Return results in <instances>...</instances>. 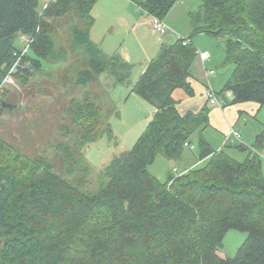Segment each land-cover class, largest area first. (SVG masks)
Here are the masks:
<instances>
[{
  "label": "trees",
  "instance_id": "obj_1",
  "mask_svg": "<svg viewBox=\"0 0 264 264\" xmlns=\"http://www.w3.org/2000/svg\"><path fill=\"white\" fill-rule=\"evenodd\" d=\"M130 1L163 22L179 0ZM198 1L199 10L189 13L192 34L161 46L133 83L132 65L120 55L106 57L90 40L89 11L97 0H49L40 11L39 0H0V85L19 61L26 77L43 67L53 49L48 22L75 8L86 31L75 29L74 44L90 64L75 84L85 87L107 74L112 88L126 87L154 110L134 147L105 167L108 183L94 196L59 178L42 158L24 157L0 139V264H264V161L256 155L264 153V130L238 162L201 136L207 107L181 114L172 97L177 89L193 96L188 78L198 52L191 40L206 35L223 41L224 62L233 65L220 93L231 92L233 104L264 107V0ZM21 37L28 39L25 55L15 45ZM68 114L83 143L112 136L101 108L88 99L72 103ZM195 134L197 160L207 159L203 167L178 177L169 173L163 183L149 173L158 156L178 160ZM54 148L72 174L71 147ZM89 222L92 234L85 237ZM231 230L246 238L234 257H222Z\"/></svg>",
  "mask_w": 264,
  "mask_h": 264
},
{
  "label": "rangeland",
  "instance_id": "obj_2",
  "mask_svg": "<svg viewBox=\"0 0 264 264\" xmlns=\"http://www.w3.org/2000/svg\"><path fill=\"white\" fill-rule=\"evenodd\" d=\"M48 1L39 0L38 10L40 11L44 3ZM134 1L140 2L141 0ZM130 2H126L131 10L128 13L135 14V4ZM123 6L125 5L122 2L119 3L118 0H97L90 8L89 15L93 23L90 27L93 39L90 40L99 49L104 47L102 53L106 57L114 55L115 48L109 43V35L117 16L123 11L127 12ZM199 8L198 0H179L163 21L169 27L166 35L173 36L171 32L173 31L174 34L182 38L189 37L192 34L189 13H195ZM138 16L140 15L138 14ZM48 23L53 27L51 37L53 49L43 67L35 71L31 70V77H26V74L23 73V66L19 68V65H22L19 61L0 85V105L3 102L16 106L11 113L0 109V139L24 157L42 158L43 163L49 165L52 172L59 178L75 186L81 193L94 196L108 183V179L104 176L105 167L123 152L130 151L144 132L151 118L150 105L138 97L128 99L126 87L112 88L111 79L107 74L100 75L95 82L85 87L77 86L75 82L78 73L90 70L88 56L84 54L83 49L74 44L77 41L74 31L75 29L86 31L85 22L77 18L74 8L64 18L51 20ZM151 31L154 32L153 36L154 34L160 36L154 30ZM124 34L125 32H120L119 36L122 37ZM138 35L139 40L143 42L144 38L140 34ZM119 36L115 38L118 39L117 41L121 39ZM199 36L192 37V44L200 51L209 53L210 58L205 60L203 57L202 59L197 57L193 64V76L195 74L196 79L200 80L201 76L197 71L199 66L203 70L205 68L208 71L213 70L209 77L211 90L217 95L221 94L218 89H220L219 91L223 90L229 81L233 65L224 62L225 55L221 39L206 35H201L199 38ZM173 40L175 42L177 39ZM20 41L16 40L15 45L25 55L27 51L22 50L25 48L26 42ZM130 47L132 50L136 48L134 45H130ZM216 57H221V59ZM144 58L143 56L137 60V64L133 66V72L137 73L141 68ZM24 66V68L27 67L26 64ZM204 72L202 73L204 74ZM134 76L135 74L132 79ZM202 78L204 79V75ZM180 94L176 91L173 97L178 98ZM86 99L101 108L102 124L103 126L107 123L110 125L111 137L103 134L95 137L90 143L81 141L82 132L78 130L72 115L68 114V110L72 108V103L83 102ZM255 122L264 127V107H261L255 116ZM64 126L68 131L67 138L63 136L62 127ZM196 135L190 140L192 149H183L181 162L158 156L155 163L149 167V173L163 183L167 180L169 173L178 177L186 172H182L184 169L203 167L206 162L197 160L198 137ZM241 135L243 143L247 145L251 141H255L249 133ZM63 142L71 147L76 160L74 172L70 175L66 173L61 153L54 148ZM217 145H220L230 158L238 162L243 161L247 156L244 151L246 147L238 144L231 137L226 139L220 137ZM172 169L175 171L173 172ZM262 170L264 174V163ZM90 226H94L93 222L84 224L83 236H91L92 233L88 235L86 232V228L90 229ZM245 238V233L228 231L219 250L220 256L234 257ZM83 246L85 248L88 244ZM78 257L83 258L84 254L74 256L76 260Z\"/></svg>",
  "mask_w": 264,
  "mask_h": 264
},
{
  "label": "crops",
  "instance_id": "obj_3",
  "mask_svg": "<svg viewBox=\"0 0 264 264\" xmlns=\"http://www.w3.org/2000/svg\"><path fill=\"white\" fill-rule=\"evenodd\" d=\"M118 1L119 3L122 2L125 5L123 7H125L127 12L123 11L114 20L115 22L111 26V33L109 35L110 37L109 43L114 45L115 50L113 51L114 52L113 54L120 55L122 59H124L126 62L131 64L132 70H133V66L137 64L136 63L137 60L141 59L143 56L145 57L144 63L143 65H141V68L137 71V73L132 71V76L135 74L134 78L132 79V82L134 83L139 78V76L144 72L149 61L156 56L160 47L164 45L168 46L173 44L174 43L173 39H177L178 35L174 34L173 31H171L173 36H167L168 34L167 35L164 34L162 36L154 34L153 36L152 33L154 32L151 31L152 28L150 26L151 18L148 17L139 9H137L136 7H135L136 9L134 10L135 14H132V12L128 13L131 11L128 6V3L131 2L129 0H118ZM47 3H44L43 8ZM138 14L140 16H138ZM167 28L169 29L168 26ZM120 32H125V34L121 37L119 36ZM138 34H140V36L144 38L143 42L139 40L140 37ZM90 35H91L90 39L92 40L93 39L92 30L90 31ZM118 36L121 38L120 41H117L118 39H115L118 38ZM200 37L201 35L199 36V38ZM191 42L193 41L191 40ZM130 45H134L136 48L132 50ZM101 46L102 45L100 43V47ZM100 50L103 52L104 47H102V49ZM197 52H198V59L199 58L202 59L203 57L205 60H208V58H210L209 53H206L203 50L200 51L199 48L197 49ZM216 58H218L219 60L221 59V57H216ZM214 60L217 61L216 59ZM192 70H191V75L188 78V82L193 90V96H187L182 90L179 89L175 90L172 93V97L176 91L178 93L179 92L181 93L180 96H178V98L173 97V99L177 102L178 111L181 114H183L188 111L197 113L204 106L209 109L208 125L202 131L201 136L205 139V141L214 151H223V148L220 145H217L219 143L220 137H224V139L231 137L234 139V137L231 135V130H234L235 132L239 133L241 136L240 141L238 142L237 140L234 139L235 142L244 145L246 148L252 147L253 145L252 142L254 141H251L249 145L243 143L241 134L249 133L252 135V138H254L255 140V138L264 130L263 126H260L258 123L255 122V116L257 115L261 107L258 104L252 102L233 104L232 103L233 95L231 92L228 91L222 92L221 94L218 95L216 94L217 103L215 105L208 104L205 99V91L208 87L211 89V81L209 77L213 73V70H210L212 73L206 77L205 72L204 74L202 72L207 69L205 68L203 70L199 66L197 70L199 71L198 73L201 76L199 81L196 79L195 74L193 76ZM202 75H204V79L202 78ZM219 90L220 89H218V92H220ZM126 91L128 94L127 97L128 99L130 97L132 98L136 97L135 95L130 94L129 89H127ZM149 111H150V116H152L154 110L151 106H149ZM197 137H199V135ZM213 144H215L216 146ZM179 160L181 162V157L177 161ZM206 161L207 159L203 160L202 162H206ZM190 169L192 168L190 167L184 169L182 170V172L188 171Z\"/></svg>",
  "mask_w": 264,
  "mask_h": 264
},
{
  "label": "built area",
  "instance_id": "obj_4",
  "mask_svg": "<svg viewBox=\"0 0 264 264\" xmlns=\"http://www.w3.org/2000/svg\"><path fill=\"white\" fill-rule=\"evenodd\" d=\"M152 30H154L155 32L159 33L160 35H164L166 34L167 31H169V29L167 28V26L160 20L156 19V18H151V24H150ZM177 39H182L181 37H177ZM19 40H21L20 42H23L26 44H28V39L21 37ZM187 42H184L183 44H185ZM28 50V46L26 45L25 48L22 50L24 52H26ZM22 53V52H21ZM14 70V68L11 70V72ZM211 71L205 70V76L207 77L209 74H211ZM205 99L206 102L210 105H215L217 103V97L216 94L208 87L205 91ZM231 135L234 137L235 140H237L238 142L240 141V134L235 132L234 130H231ZM186 148L192 149V146H188L185 145ZM255 153V152H254ZM256 155L264 161V153H256ZM175 170H173L174 172Z\"/></svg>",
  "mask_w": 264,
  "mask_h": 264
},
{
  "label": "water",
  "instance_id": "obj_5",
  "mask_svg": "<svg viewBox=\"0 0 264 264\" xmlns=\"http://www.w3.org/2000/svg\"><path fill=\"white\" fill-rule=\"evenodd\" d=\"M15 107H16V106L9 105V104H7V103H3V102H1V108H2V109H5V110L8 111L9 113H11Z\"/></svg>",
  "mask_w": 264,
  "mask_h": 264
}]
</instances>
